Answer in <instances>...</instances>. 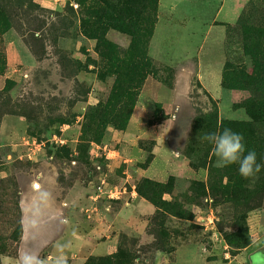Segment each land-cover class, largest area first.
Wrapping results in <instances>:
<instances>
[{"label": "rangeland", "instance_id": "rangeland-1", "mask_svg": "<svg viewBox=\"0 0 264 264\" xmlns=\"http://www.w3.org/2000/svg\"><path fill=\"white\" fill-rule=\"evenodd\" d=\"M0 12V264H251L259 175L204 137L264 106V0Z\"/></svg>", "mask_w": 264, "mask_h": 264}, {"label": "clouds", "instance_id": "clouds-1", "mask_svg": "<svg viewBox=\"0 0 264 264\" xmlns=\"http://www.w3.org/2000/svg\"><path fill=\"white\" fill-rule=\"evenodd\" d=\"M199 138V137H198ZM208 143L213 145V154L216 157L215 166L225 168L230 165H238L239 174L245 179H253L264 170V163L258 161L256 151L248 150L244 136L225 128L222 132L209 133L204 137ZM255 249L250 256L251 264H264V241L251 240ZM22 264H45L35 254H25ZM56 264H64L62 259H57Z\"/></svg>", "mask_w": 264, "mask_h": 264}, {"label": "trees", "instance_id": "trees-1", "mask_svg": "<svg viewBox=\"0 0 264 264\" xmlns=\"http://www.w3.org/2000/svg\"><path fill=\"white\" fill-rule=\"evenodd\" d=\"M124 3H128V0H123ZM114 11L116 14H120L121 9ZM4 14L0 12V34H4L5 30L2 29V20H4ZM4 23V22H3ZM133 88L126 94V98L131 101V95L134 93ZM121 94L122 91H116ZM247 110L251 121L249 122H227L222 124L220 132L225 128H231L233 131L241 133L244 136L246 147L248 150H254L257 153L258 161L264 163V138L261 137L262 134L259 132L257 124L260 120H264V106L258 107L254 104L247 103ZM259 175L257 185L252 191L248 192V196H252L250 199L249 209L258 208L261 205V198H264V170Z\"/></svg>", "mask_w": 264, "mask_h": 264}, {"label": "bare ground", "instance_id": "bare-ground-1", "mask_svg": "<svg viewBox=\"0 0 264 264\" xmlns=\"http://www.w3.org/2000/svg\"><path fill=\"white\" fill-rule=\"evenodd\" d=\"M35 188H38V185H35Z\"/></svg>", "mask_w": 264, "mask_h": 264}]
</instances>
